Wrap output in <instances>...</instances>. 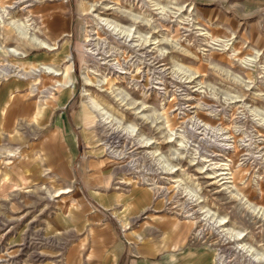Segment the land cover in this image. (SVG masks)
Returning <instances> with one entry per match:
<instances>
[{"label": "rangeland", "instance_id": "1", "mask_svg": "<svg viewBox=\"0 0 264 264\" xmlns=\"http://www.w3.org/2000/svg\"><path fill=\"white\" fill-rule=\"evenodd\" d=\"M241 9L0 0V80L34 91L29 124L0 157V264H86L88 231L76 230L107 222L130 242L159 236L210 249L214 264H264V15ZM61 90L71 94L57 105ZM42 99L71 128L70 162L32 123ZM23 160L43 168L22 187ZM141 187L151 203L120 222L106 198Z\"/></svg>", "mask_w": 264, "mask_h": 264}, {"label": "crops", "instance_id": "2", "mask_svg": "<svg viewBox=\"0 0 264 264\" xmlns=\"http://www.w3.org/2000/svg\"><path fill=\"white\" fill-rule=\"evenodd\" d=\"M241 3L242 11L264 15V0H241ZM262 22L264 25V20ZM25 87L12 79L0 80V157L9 156L6 145L14 136L15 126L29 124L31 105ZM27 89L34 92L28 87ZM70 94L68 90H61L56 98L57 105H63ZM63 116L61 114L60 117L58 115L51 117V106L42 99L41 102L36 103L31 119L37 126H48L49 137L58 150H62L61 142L64 141L67 146L64 158L70 162L74 157L73 133L67 123L62 126ZM16 168V181L23 187L39 178L43 167L40 161L28 163L23 160ZM3 185L0 183V188ZM130 193L129 191L124 199L119 195L106 198L109 206L120 205L122 208L117 214L120 222L132 219L151 203L148 189L139 188L135 196ZM61 225L57 231H63ZM70 231L75 230L70 229ZM76 231H88L86 236L89 241L90 259L86 264H214L215 261L211 258L212 251L199 244L186 243L178 248H164L159 236H151L150 239L139 244L130 242L119 237V232L123 231H113L108 222L100 227Z\"/></svg>", "mask_w": 264, "mask_h": 264}, {"label": "bare ground", "instance_id": "3", "mask_svg": "<svg viewBox=\"0 0 264 264\" xmlns=\"http://www.w3.org/2000/svg\"><path fill=\"white\" fill-rule=\"evenodd\" d=\"M111 26V25H110ZM117 65V64H116ZM45 68V70L46 71H50V72H53V73H55V74H58V72H56V70H54V69H52V67H50V66H46V67H44ZM84 79L86 80V81H89V79L87 78V76H85L84 77ZM59 85H61L59 82H58V86ZM92 102L94 103V104H96V101H94V100H92ZM220 262H222V261H220Z\"/></svg>", "mask_w": 264, "mask_h": 264}]
</instances>
